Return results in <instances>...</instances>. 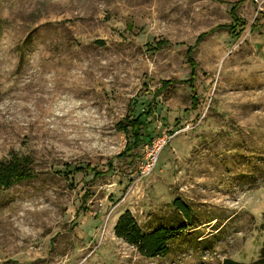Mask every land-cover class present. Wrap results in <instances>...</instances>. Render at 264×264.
I'll return each instance as SVG.
<instances>
[{"label":"rangeland","instance_id":"374dc122","mask_svg":"<svg viewBox=\"0 0 264 264\" xmlns=\"http://www.w3.org/2000/svg\"><path fill=\"white\" fill-rule=\"evenodd\" d=\"M149 104L150 136L127 153ZM5 167L23 177L0 188V264L258 260L264 0H0ZM126 210L144 233L172 232L167 254L115 234Z\"/></svg>","mask_w":264,"mask_h":264},{"label":"trees","instance_id":"16d2710c","mask_svg":"<svg viewBox=\"0 0 264 264\" xmlns=\"http://www.w3.org/2000/svg\"><path fill=\"white\" fill-rule=\"evenodd\" d=\"M233 7V9H235ZM234 19L238 22L242 23V20H239L235 16H233ZM100 44L104 43L103 40H98ZM157 44V43H156ZM157 47V46H156ZM188 55L192 52V48H187ZM189 57V56H188ZM189 62L192 65V71L191 73L194 74V62L189 59ZM192 79V78H191ZM192 83V82H191ZM189 86H193L192 84H189ZM195 96V95H193ZM197 96L192 97V104H197ZM195 107V106H194ZM152 112L151 104L148 106V110L146 112H143L141 114H138L137 116L133 117L130 122H128L127 125H129L130 130L128 131L129 136L132 140V143L128 144L127 153L129 151H132L133 148L141 141H144V136L149 138L150 136V124L149 122H146L145 120H142L143 117H149ZM122 129H126V124L120 126ZM143 131V132H142ZM145 133V134H144ZM76 171L83 170L84 168H75ZM95 176L101 175V171L97 170L95 167L90 168ZM112 169V162L109 161L107 163V170L109 171ZM21 171L16 170L15 167H5L3 169V172L0 174V188L6 189V187H9L13 183V180H17L19 178H22L23 175L20 173ZM104 172V171H103ZM22 175V176H21ZM173 206L180 210L186 217H190V209L186 204L181 202L180 200H175L173 202ZM110 209V208H109ZM115 234L118 237L124 238L127 242L133 244L140 253H142L145 256L148 257H154L158 255H165L168 253V247L166 246V242L171 237L172 232L167 230L164 227H159L155 229L152 232L144 233L141 228L139 227L134 215L131 213L130 210L124 211L118 218L116 224H115ZM261 257L254 261V262H245V261H237L233 259H225L224 264H264V244L262 246V250L260 251Z\"/></svg>","mask_w":264,"mask_h":264},{"label":"built area","instance_id":"2783aa9c","mask_svg":"<svg viewBox=\"0 0 264 264\" xmlns=\"http://www.w3.org/2000/svg\"><path fill=\"white\" fill-rule=\"evenodd\" d=\"M167 139L165 137L160 138L158 141H155L152 143L151 146L146 145V148L148 150V158L144 166V170L150 171L156 160H157V154L162 149V147L166 144Z\"/></svg>","mask_w":264,"mask_h":264}]
</instances>
